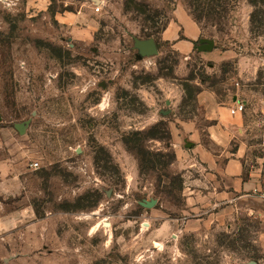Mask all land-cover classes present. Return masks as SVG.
<instances>
[{"label":"rangeland","instance_id":"obj_1","mask_svg":"<svg viewBox=\"0 0 264 264\" xmlns=\"http://www.w3.org/2000/svg\"><path fill=\"white\" fill-rule=\"evenodd\" d=\"M42 2L0 0V174L22 171L0 194V264H264L256 217L187 226L205 177L171 133L204 119L203 90L263 119L264 0ZM179 4L202 30L185 54L160 30Z\"/></svg>","mask_w":264,"mask_h":264},{"label":"crops","instance_id":"obj_2","mask_svg":"<svg viewBox=\"0 0 264 264\" xmlns=\"http://www.w3.org/2000/svg\"><path fill=\"white\" fill-rule=\"evenodd\" d=\"M35 3L43 4L42 0H35ZM161 36L185 54L202 37V30L186 6L179 4ZM197 100L203 108L204 119H190L171 130L175 146L188 145L186 152L179 151L181 158L196 160L203 166L199 174L205 177V180L185 187L187 205L183 213L193 215L187 219V226L221 225L242 214L253 216L260 224L259 239L264 251V198L252 193L254 188L263 185L264 147L261 143L264 141V116L260 120L249 118L245 113V101L237 99L220 104L214 94L206 90L198 94ZM239 101L244 102V111L232 114L231 109ZM261 106L264 112V105ZM235 140L237 144L232 148ZM6 168L0 174V194L7 192L11 183L16 189L21 182L22 171L17 170V166L11 164ZM25 209L26 205L21 203L14 207L18 212V224L23 221Z\"/></svg>","mask_w":264,"mask_h":264},{"label":"water","instance_id":"obj_3","mask_svg":"<svg viewBox=\"0 0 264 264\" xmlns=\"http://www.w3.org/2000/svg\"><path fill=\"white\" fill-rule=\"evenodd\" d=\"M202 44L198 45L197 48L200 50L211 51L214 46L213 40H201ZM135 45L139 49V56L156 55L158 54L157 43L153 38L150 39H138L135 40ZM28 122L16 123L15 128L19 133L23 134L26 130ZM156 200L146 201L145 205L147 208L154 206ZM248 264H257L255 261H249Z\"/></svg>","mask_w":264,"mask_h":264},{"label":"built area","instance_id":"obj_4","mask_svg":"<svg viewBox=\"0 0 264 264\" xmlns=\"http://www.w3.org/2000/svg\"><path fill=\"white\" fill-rule=\"evenodd\" d=\"M96 5V11H100L101 6L99 5V3L95 4ZM245 109V105L244 102L239 101L235 104V106L231 109V113L232 114H236L237 112L243 111ZM33 168H37L39 166V162L35 161L32 164ZM252 193L254 195L260 196L261 198H264V178H263V185L262 187L259 188H254Z\"/></svg>","mask_w":264,"mask_h":264},{"label":"trees","instance_id":"obj_5","mask_svg":"<svg viewBox=\"0 0 264 264\" xmlns=\"http://www.w3.org/2000/svg\"><path fill=\"white\" fill-rule=\"evenodd\" d=\"M255 13H256V11H254V12L252 13V16H251V22L253 21V17H254V15H255ZM168 21H169V19L167 20V22H166L165 24H163L162 28L160 29L161 32L163 31V29H164L165 26L167 25ZM162 124H165V122L161 120L160 122H158L157 124H155V127H158V126H160V125H162ZM157 132H159V131H156L153 135H151V136H152L151 138H157V137H156Z\"/></svg>","mask_w":264,"mask_h":264}]
</instances>
